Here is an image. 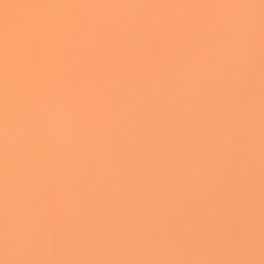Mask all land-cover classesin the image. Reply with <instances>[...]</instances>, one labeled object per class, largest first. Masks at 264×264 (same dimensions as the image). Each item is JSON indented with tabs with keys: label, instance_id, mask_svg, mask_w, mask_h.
<instances>
[{
	"label": "snow or ice",
	"instance_id": "6c2138e0",
	"mask_svg": "<svg viewBox=\"0 0 264 264\" xmlns=\"http://www.w3.org/2000/svg\"><path fill=\"white\" fill-rule=\"evenodd\" d=\"M0 264H264V0H0Z\"/></svg>",
	"mask_w": 264,
	"mask_h": 264
}]
</instances>
